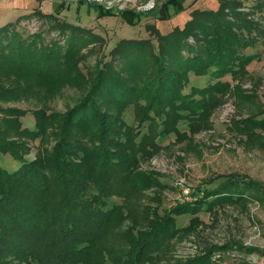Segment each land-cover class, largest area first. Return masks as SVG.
Listing matches in <instances>:
<instances>
[{
	"label": "trees",
	"instance_id": "obj_1",
	"mask_svg": "<svg viewBox=\"0 0 264 264\" xmlns=\"http://www.w3.org/2000/svg\"><path fill=\"white\" fill-rule=\"evenodd\" d=\"M81 1L100 8V16L115 11L100 2ZM185 2L166 0L159 10L155 5L118 12L134 24L157 13L166 18L171 7L181 12ZM245 7L262 11L264 0H221L218 9L194 10L184 27L175 26L166 34L150 25L157 47L152 39H122L111 60L93 74L87 95L64 113L33 111V128L23 126L19 108L3 109L0 153L11 154L21 165L14 171L0 165V264L154 263L175 233L172 213L196 215L205 205L212 208L236 199L232 193L240 181L232 177L228 184L206 189L202 198L179 205L137 231L118 230L127 215L122 204L109 202L112 196L129 195L134 186L151 184L152 176L134 167L140 157L157 150L156 137L193 136L210 127L212 114L227 94L242 92L248 65L260 57L245 49L256 45L259 37L254 34L264 33L262 21ZM16 22L0 28V67L28 69L56 82L71 80L81 57L79 37L72 35L66 43L46 42L37 33L25 38L9 29ZM116 54L124 63L122 69L114 65ZM191 73L207 75V85L186 92ZM228 74L234 82L224 80ZM129 108L132 124L124 119ZM182 122L188 130L180 129ZM233 122L241 134L257 136V130L264 129V109ZM49 124L54 126L52 148H38L36 157L27 159L31 141L47 142ZM144 124L146 130L138 131ZM210 255L211 251L176 264H213Z\"/></svg>",
	"mask_w": 264,
	"mask_h": 264
},
{
	"label": "rangeland",
	"instance_id": "obj_2",
	"mask_svg": "<svg viewBox=\"0 0 264 264\" xmlns=\"http://www.w3.org/2000/svg\"><path fill=\"white\" fill-rule=\"evenodd\" d=\"M36 1L37 6L31 7L10 30L15 28L25 38L41 34L46 42L58 39L66 43L74 35L83 46L69 81L56 82L45 75L38 77L28 69L0 67V121L6 116L3 109L15 107L24 112L20 120L29 128L36 124L35 110L44 109L49 115L64 113L77 105L87 95L97 68L111 60L112 50L122 39H152L157 47L150 25L154 24L160 33L166 34L175 26L184 27L194 10L218 9L221 0H186L181 12L174 13L171 7L165 13L166 18L157 13L143 16L134 24L127 22L118 10H149L155 5L159 10L166 0H106L108 6L112 5L107 8L115 11L102 16L100 8L81 0ZM242 9L264 24V9ZM63 22L76 27L62 28ZM254 35L259 37L256 45L245 51L258 53L260 57L248 65L241 94L235 90L227 94L225 102L212 114L210 127L193 136L184 140L177 139L175 133L156 137L157 150L149 157H140L137 168L134 167L136 172L151 175V184L134 186L129 195L109 199L111 204H122L127 215L118 230L135 228L137 231L147 229L149 222L179 205L202 198L206 189L228 184L232 177L240 181L232 193L236 199L216 203L212 208L205 205L196 215L172 213L175 222L171 230L175 229V233L166 239L158 260L144 264H176L205 256L210 251L213 264H251L250 256L264 254V129H258L257 136L248 138L235 129L233 122L264 109V33ZM119 55H115L118 57H114V65L122 69L124 63ZM58 67L65 68V65ZM224 80L234 82L230 74ZM208 81L207 75L191 73L186 92H191L193 87H204ZM124 119L133 123L132 108L125 110ZM53 125L49 124L47 142L40 143L38 139L29 143L32 151L26 155L27 159H34L38 148H52L55 143ZM143 129L146 130V124L137 128L138 131ZM180 129L188 130V126L182 122ZM0 165L14 171L21 163L9 153H0ZM208 200L213 201L214 197Z\"/></svg>",
	"mask_w": 264,
	"mask_h": 264
},
{
	"label": "crops",
	"instance_id": "obj_3",
	"mask_svg": "<svg viewBox=\"0 0 264 264\" xmlns=\"http://www.w3.org/2000/svg\"><path fill=\"white\" fill-rule=\"evenodd\" d=\"M36 2L38 3L36 0H0V28L28 14L31 7L37 6Z\"/></svg>",
	"mask_w": 264,
	"mask_h": 264
},
{
	"label": "built area",
	"instance_id": "obj_4",
	"mask_svg": "<svg viewBox=\"0 0 264 264\" xmlns=\"http://www.w3.org/2000/svg\"><path fill=\"white\" fill-rule=\"evenodd\" d=\"M100 1H103L102 2V4H105L107 7H109V6H112V5H109L108 6V4L106 3V0H100ZM101 3V2H100ZM149 3H151V1L149 2ZM111 4H113V3H111ZM120 8H123V7H120ZM146 8V7H145ZM187 198H194V199H196L197 197H190V196H187ZM248 262L249 263H251V264H264V254L261 256V257H256L255 255H253V256H250L249 258H248Z\"/></svg>",
	"mask_w": 264,
	"mask_h": 264
},
{
	"label": "water",
	"instance_id": "obj_5",
	"mask_svg": "<svg viewBox=\"0 0 264 264\" xmlns=\"http://www.w3.org/2000/svg\"><path fill=\"white\" fill-rule=\"evenodd\" d=\"M88 2H103V1H100V0H87Z\"/></svg>",
	"mask_w": 264,
	"mask_h": 264
}]
</instances>
